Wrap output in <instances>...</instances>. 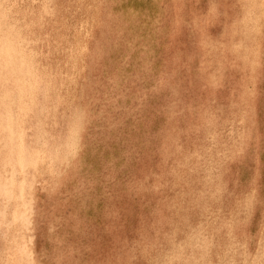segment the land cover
Listing matches in <instances>:
<instances>
[{
  "label": "rangeland",
  "instance_id": "1",
  "mask_svg": "<svg viewBox=\"0 0 264 264\" xmlns=\"http://www.w3.org/2000/svg\"><path fill=\"white\" fill-rule=\"evenodd\" d=\"M20 1L0 264H264V0Z\"/></svg>",
  "mask_w": 264,
  "mask_h": 264
},
{
  "label": "bare ground",
  "instance_id": "2",
  "mask_svg": "<svg viewBox=\"0 0 264 264\" xmlns=\"http://www.w3.org/2000/svg\"><path fill=\"white\" fill-rule=\"evenodd\" d=\"M10 1H12V0H10ZM20 1V0H19ZM33 1V0H32ZM21 2V1H20ZM19 2V3H20ZM31 2V1H30ZM6 3H7V1H6ZM23 3V2H22ZM42 5V4H41ZM161 5H163V4H161ZM249 5V4H248ZM10 6V5H9ZM51 6V5H50ZM1 8V7H0ZM8 8V7H7ZM41 8H42V6H41ZM6 9V8H5ZM49 9V8H48ZM256 9V8H255ZM2 10V9H1ZM51 10V9H50ZM4 11V10H3ZM46 11H47V9H46ZM251 11V10H250ZM1 12V11H0ZM252 12V11H251ZM250 12V13H251ZM4 14V13H3ZM10 14V13H9ZM248 15V14H247ZM7 16V15H6ZM13 16V15H12ZM249 16V15H248ZM7 18V17H6ZM243 18H244V16H243ZM247 18V17H246ZM2 19V18H1ZM16 19V18H15ZM9 20V19H8ZM257 20V19H256ZM154 21V20H153ZM15 22V21H14ZM254 22V21H253ZM1 23V22H0ZM8 23V22H7ZM16 23V22H15ZM241 23V22H240ZM31 24V23H30ZM242 24V23H241ZM248 25V24H247ZM155 26V25H154ZM9 27V26H8ZM11 27V26H10ZM9 27V28H10ZM6 28V27H5ZM13 28V27H12ZM21 28V27H20ZM255 28V27H254ZM6 32V31H5ZM149 32V31H148ZM158 32V31H157ZM21 33V32H20ZM14 34H15V32H14ZM13 35V34H12ZM11 35V36H12ZM9 36H10V34H9ZM1 37V36H0ZM133 37V36H132ZM5 38V37H4ZM5 39H7V38H5ZM12 39V38H11ZM1 40V39H0ZM10 40V39H9ZM18 40V39H17ZM134 40V39H133ZM8 41V40H7ZM31 41V40H30ZM135 41V40H134ZM2 42H4V41H2ZM13 42V41H12ZM16 42V41H15ZM35 42V41H34ZM132 42V41H131ZM136 42V41H135ZM18 43V42H17ZM201 43V42H200ZM6 44V43H5ZM7 44H8V42H7ZM10 44V43H9ZM8 44V45H9ZM15 44V43H14ZM126 44V43H125ZM7 45V46H8ZM21 45V44H20ZM131 45V44H130ZM2 46V45H1ZM6 46V45H5ZM12 46V45H11ZM9 47H10V45H9ZM14 48V47H13ZM17 48H19V47H17ZM141 48V47H140ZM1 49V48H0ZM4 49H6V48H4ZM2 50V49H1ZM28 50V49H27ZM7 51V50H6ZM14 51V50H13ZM20 51V50H19ZM32 52V51H31ZM128 52V51H127ZM0 53L2 54V52L0 51ZM0 54V55H1ZM7 55H8V53H7ZM14 55V54H13ZM17 55V54H16ZM18 56H20V54H18ZM22 56V55H21ZM8 57V56H7ZM11 57V56H10ZM27 58V57H26ZM134 58V57H133ZM9 59V58H8ZM12 59V58H11ZM20 60V59H19ZM4 61V60H3ZM24 61V60H23ZM127 61V60H126ZM15 62V61H14ZM20 62V61H19ZM9 63V62H8ZM13 63V62H12ZM17 63V62H16ZM3 64V63H2ZM7 64V63H6ZM25 64V63H24ZM133 64H135V63H133ZM9 65V64H8ZM13 65V64H12ZM21 65V64H20ZM19 65V66H20ZM30 65V64H29ZM1 66V65H0ZM17 65H15V67H16ZM24 66V65H23ZM27 66V65H26ZM128 66V65H127ZM135 66H136V64H135ZM18 67V66H17ZM21 67V66H20ZM22 68V67H21ZM5 69V68H4ZM18 69V68H17ZM28 69V68H27ZM143 69V68H142ZM20 70V69H19ZM134 70V69H133ZM5 71V70H4ZM25 71V70H24ZM123 71V70H122ZM139 71V70H138ZM1 72V71H0ZM12 72V71H11ZM19 72V71H18ZM17 72V73H18ZM26 72V71H25ZM14 73V72H13ZM24 73V72H23ZM135 73V72H134ZM19 74H21V72L19 73ZM27 75H28V73H26ZM11 75V74H10ZM14 75H15V73H14ZM22 75V74H21ZM30 75H32V74H30ZM139 75V74H138ZM141 75V74H140ZM51 76V75H50ZM4 77V76H3ZM32 77L33 76H31V78L30 79H32ZM37 77V76H36ZM157 77V76H156ZM23 78V77H22ZM26 78V77H25ZM15 79V78H14ZM13 79V80H14ZM4 80H5V78H4ZM12 80V79H11ZM33 80V79H32ZM50 80V79H49ZM45 81V80H44ZM7 82H9V81H7ZM7 82H6V85H7ZM14 82H15V80H14ZM20 82H21V80H20ZM27 82V81H26ZM4 83H5V81H4ZM24 83V82H23ZM3 84V83H2ZM13 84V83H12ZM17 85V84H16ZM27 85H28V83H27ZM2 86V85H1ZM19 86V85H18ZM250 86V85H249ZM4 87V86H3ZM43 87V86H42ZM2 88V87H1ZM21 88V87H20ZM37 88H39V87H37ZM6 88H4V90H5ZM9 90V89H8ZM18 90H19V88H18ZM40 89H38V91H39ZM20 91H22V90H20ZM44 91V90H43ZM118 91V90H117ZM10 92V94H11V91H9ZM13 92V91H12ZM17 92V91H16ZM26 92V91H25ZM110 92V91H109ZM4 93V92H3ZM7 93V92H6ZM21 93V92H20ZM23 93V92H22ZM1 94V96H2V93H0ZM7 94H9V93H7ZM29 94V93H28ZM4 95V94H3ZM19 95V94H18ZM5 96V95H4ZM11 96V95H10ZM31 96V95H30ZM18 97V96H17ZM16 97V98H17ZM116 97V96H115ZM1 98V97H0ZM32 98V97H31ZM7 99V98H6ZM5 99V100H6ZM15 99V98H14ZM119 99V98H118ZM122 99V98H121ZM127 99V98H126ZM144 99V98H143ZM3 100V99H2ZM16 100V99H15ZM21 100V99H20ZM14 101V100H13ZM0 102H1V100H0ZM24 102V101H23ZM30 102V101H29ZM126 102V101H125ZM8 103H9V101H8ZM7 103V104H8ZM12 103V102H11ZM11 103H9V104H11ZM128 103V102H127ZM142 103V102H141ZM21 104V103H20ZM27 104V103H26ZM25 105V104H24ZM113 105V104H112ZM1 106H3L4 107V104L2 105L1 104ZM8 106V105H7ZM17 106V105H16ZM21 106H23V105H21ZM9 107V106H8ZM121 109V108H120ZM6 110V109H5ZM8 110V109H7ZM16 111V110H15ZM28 111V110H27ZM26 111V112H27ZM6 112V111H5ZM9 112V111H8ZM118 112V111H117ZM24 113V112H23ZM6 114H8L9 115V113H6ZM13 114V113H12ZM121 115V114H120ZM3 116V115H2ZM4 116H6V115H4ZM25 117H26V115H25ZM13 118H14V116H13ZM19 118H20V116H19ZM7 119H9V118H7ZM15 119V118H14ZM29 119V118H28ZM97 119V118H96ZM3 120H5V119H3ZM10 120V119H9ZM208 120V119H207ZM2 121V120H1ZM17 121V120H16ZM21 121V120H20ZM210 121V120H209ZM7 122V121H6ZM22 122V121H21ZM26 122V121H25ZM9 123H11V122H9ZM14 123H16L15 121H14ZM7 124V123H6ZM22 124V123H21ZM18 125V124H17ZM238 125V124H237ZM1 126H3V125H1ZM0 126V127H1ZM12 126V125H11ZM120 127V126H119ZM3 128H5V127H3ZM2 128V129H3ZM7 128H8V126H7ZM7 128H5V130L7 129ZM98 130V129H97ZM227 130V129H226ZM235 130V129H234ZM10 132H11V130H9ZM22 131V130H21ZM25 132V131H24ZM206 132V131H205ZM229 132V131H228ZM9 134V133H8ZM20 134V133H19ZM207 134V133H206ZM10 135V134H9ZM12 135V134H11ZM15 135L16 134H13L12 136H14L15 137ZM41 135V134H40ZM151 135V134H150ZM17 136H18V133H17ZM36 136V135H35ZM227 137V136H226ZM236 137H237V135H236ZM18 138V137H17ZM3 139V138H2ZM232 139V138H231ZM5 141H6V139H4ZM8 140H9V138H8ZM16 140V139H15ZM206 140V139H205ZM71 141V140H70ZM210 141V140H209ZM4 142V141H3ZM135 142H136V140H135ZM139 142V141H138ZM5 143V142H4ZM33 143V142H32ZM94 143V142H93ZM102 143V142H101ZM132 143V142H131ZM65 144V143H64ZM28 145V144H27ZM6 145H4V147H5ZM8 146V145H7ZM6 146V147H7ZM15 146V145H14ZM20 146V145H19ZM45 146V145H44ZM124 146V145H123ZM3 147V148H4ZM13 147V146H12ZM16 147V146H15ZM14 147V148H15ZM18 147V146H17ZM26 148V147H25ZM56 148V147H55ZM5 149V148H4ZM28 150V149H27ZM27 150H26V152H27ZM42 150V149H41ZM60 150H62V149H60ZM120 150V149H119ZM25 152V153H26ZM32 152V151H31ZM141 152V151H140ZM25 153H23V156H24V154ZM10 154V153H9ZM38 154V153H37ZM36 154V155H37ZM55 154V153H54ZM104 154V153H103ZM19 155V154H18ZM25 155H27V156H25V157H28L29 155L28 154H25ZM48 155H49V153H48ZM89 155V154H88ZM130 155V154H129ZM220 155H222V154H220ZM13 156V155H12ZM16 156V155H15ZM20 156V155H19ZM56 156V155H55ZM54 156V157H55ZM101 156V155H100ZM8 157V156H7ZM10 157H11V154H10ZM9 157V158H10ZM30 157V156H29ZM42 157V156H41ZM107 157H108V155H107ZM133 157V156H132ZM136 157H137V155H136ZM16 158H17V156H16ZM19 158V157H18ZM33 158H34V156H33ZM106 158V157H105ZM110 158V157H109ZM125 158V157H124ZM2 159V158H1ZM8 159V158H7ZM42 159V158H41ZM40 159V160H41ZM6 160V159H5ZM24 160V159H23ZM32 160V159H31ZM49 160V159H48ZM99 160H100V158H99ZM106 160V159H105ZM13 161V160H12ZM18 161H20V160H18ZM17 161V162H18ZM13 162H15V161H13ZM40 163V162H39ZM8 164V163H7ZM19 164V163H18ZM26 164H30V163H27V160H26ZM33 165H34V163H33ZM48 165V164H47ZM13 166H14V163H13ZM35 166V165H34ZM80 166V165H79ZM2 167V166H1ZM10 168V167H9ZM25 168V167H24ZM50 168V167H49ZM118 168V167H117ZM129 168V167H128ZM212 168V167H211ZM11 169H15V168H11ZM28 170V169H27ZM5 172V171H4ZM89 172V171H88ZM173 172V171H172ZM17 173V172H16ZM128 173V172H127ZM14 174V173H13ZM133 174V173H132ZM207 174V173H206ZM205 174V175H206ZM11 175V174H10ZM18 175H19V173H18ZM93 175V174H92ZM122 175V174H121ZM5 176H6V172H5ZM14 176V175H13ZM91 176V175H90ZM22 177V176H21ZM78 177V176H77ZM85 177V176H84ZM107 177V176H106ZM124 177V176H123ZM10 178V177H9ZM23 178V177H22ZM207 178V177H206ZM27 179V178H26ZM110 180V179H109ZM116 180V179H115ZM4 181H6L5 179H4ZM11 181V180H10ZM23 181V180H22ZM86 181V180H85ZM9 181H7V183H8ZM18 182V181H17ZM28 182V181H27ZM11 183V182H10ZM26 182H24V184H25ZM29 183V182H28ZM31 184V183H30ZM96 184V183H95ZM102 184V183H101ZM5 185V184H4ZM2 186V185H1ZM6 186V185H5ZM18 186V185H17ZM25 186H28V185H26L25 184ZM102 186V185H101ZM107 186V185H106ZM26 188V187H25ZM223 188V187H222ZM10 190V189H9ZM28 190V189H27ZM0 191H2V190H0ZM25 191V190H24ZM4 192V191H3ZM2 192V193H3ZM18 192H19V190H18ZM17 192V193H18ZM219 192V191H218ZM96 194V193H95ZM132 194V193H131ZM1 195V194H0ZM8 195H9V193H8ZM15 195V194H14ZM20 195V194H19ZM27 194L25 193V196H26ZM91 195V194H90ZM2 196V195H1ZM18 196V195H17ZM101 196V195H100ZM109 196V195H108ZM3 198H4V196H2ZM2 197H1V199H2ZM9 197V196H8ZM24 197V196H23ZM27 197V196H26ZM98 197V196H97ZM115 197V196H114ZM28 198H31V197H28ZM84 198V197H83ZM89 198V197H88ZM103 198V197H102ZM135 198V197H134ZM10 199V198H9ZM104 199V198H103ZM21 200V199H20ZM94 200H96V199H94ZM13 201V200H12ZM25 201V200H24ZM27 201V200H26ZM3 202H6V201H3ZM8 202V201H7ZM16 202V201H15ZM95 203V202H94ZM1 204V203H0ZM104 204V203H103ZM9 205V204H8ZM19 205V204H18ZM22 205H24L23 203H22ZM248 205H250V204H248ZM4 206V205H3ZM6 207H7V205H5ZM16 206V205H15ZM26 206H28V205H26ZM77 207V206H76ZM2 208V207H1ZM5 207H3V209H4ZM18 209V208H17ZM29 209V208H28ZM245 209V208H244ZM93 210V209H92ZM12 211V210H11ZM84 211V210H83ZM91 213V212H90ZM92 214V213H91ZM12 216V215H11ZM23 216V215H22ZM89 216V215H88ZM13 217V216H12ZM12 217H10V218H12ZM20 217V216H19ZM4 218V217H3ZM14 219V218H13ZM23 219V218H22ZM0 220H2V217L0 218ZM8 220V219H7ZM15 220V219H14ZM16 220H17V218H16ZM4 221V220H3ZM8 222V221H7ZM19 222H20V220H19ZM23 222V221H22ZM1 224H4V223H2V222H0ZM11 223V222H10ZM9 223V224H10ZM26 223V222H25ZM4 225H6V224H4ZM14 226V225H13ZM22 226V225H21ZM220 226V225H219ZM6 227V226H5ZM4 227V228H5ZM7 228V227H6ZM24 230H25V226H24ZM87 230V229H86ZM2 231V230H1ZM26 231H27V229H26ZM193 231H194V229H193ZM17 232V231H16ZM172 232V231H171ZM198 232V231H197ZM3 233V232H2ZM1 234V233H0ZM191 234V233H190ZM78 235V234H77ZM6 236V235H5ZM12 236V238H13V235H11ZM21 236H22V234H21ZM201 236V235H200ZM2 237H3V234H2ZM10 237V236H9ZM28 237V239H29V236H27ZM0 238H1V236H0ZM16 238V237H15ZM18 238H20V237H18ZM23 238V237H22ZM228 238V237H227ZM3 239V238H2ZM9 239V238H8ZM196 239V238H195ZM7 240V239H6ZM10 240V239H9ZM21 240V239H20ZM210 240V239H209ZM4 241V240H3ZM11 241V240H10ZM9 241V242H10ZM14 241V240H13ZM171 241V240H170ZM8 242V241H7ZM196 242H197V240H196ZM29 243V242H28ZM9 244V243H8ZM30 244V243H29ZM62 244V243H61ZM233 244V243H232ZM15 245H17V244H15ZM169 245V244H168ZM209 245V244H208ZM239 245V244H238ZM18 246V245H17ZM25 246H26V244H25ZM199 247V246H198ZM231 247V246H230ZM15 249V248H14ZM17 249V248H16ZM130 249V248H129ZM229 249V248H228ZM19 250V249H18ZM18 250H17V252H18ZM23 250V249H22ZM15 251V250H14ZM164 251V250H163ZM175 251V250H174ZM261 251V250H260ZM30 252V251H29ZM141 252V251H140ZM226 252V251H225ZM242 252V251H241ZM259 252V251H258ZM31 253V252H30ZM85 253H86V251H85ZM166 253V252H165ZM227 253H229V252H227ZM226 253V254H227ZM22 253H20L19 252V256L21 255ZM176 254V253H175ZM23 255V254H22ZM25 256V255H24ZM86 256V255H85ZM260 256H261V254H260ZM259 257V256H258ZM28 258V257H27ZM166 258V257H165ZM173 258V257H172ZM247 258V257H246ZM177 259V258H176ZM83 260V259H82ZM260 260H261V258H260ZM254 261V260H253ZM252 261V262H253ZM13 262V261H12ZM55 262V261H54ZM183 263V262H182ZM230 263H232V262H230ZM234 263V262H233ZM258 263H259V260H258ZM81 264V263H80ZM155 264V263H154ZM169 264V263H168ZM249 264V263H248ZM256 264V263H255Z\"/></svg>",
  "mask_w": 264,
  "mask_h": 264
}]
</instances>
